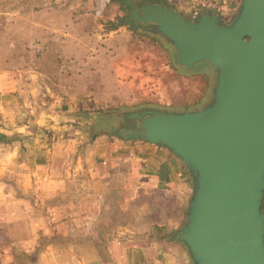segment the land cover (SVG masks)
I'll list each match as a JSON object with an SVG mask.
<instances>
[{"label": "rangeland", "instance_id": "1", "mask_svg": "<svg viewBox=\"0 0 264 264\" xmlns=\"http://www.w3.org/2000/svg\"><path fill=\"white\" fill-rule=\"evenodd\" d=\"M42 1L0 0V79L6 70L15 73V83L0 91V134L6 137L0 139V264H138V259H89L96 251L108 255L107 247L91 245L118 234L107 231L109 219L114 224L132 217L113 206L100 214L104 230L92 233L96 217L77 215L76 186L69 184L62 199L60 191L46 190L38 167L51 157L49 149L75 160L100 137L122 139L100 131L121 127L126 112L202 107L212 98L216 72L205 65L183 67L163 35L127 25L126 8L115 0H84L91 4L77 39L70 35L65 45L46 53L20 41L12 55L13 12L27 17L33 11L27 4ZM33 21L44 22L41 14ZM34 30L39 36L48 33L43 27ZM55 67L65 70L55 72ZM59 197L68 213L60 211ZM168 213L164 207L161 214Z\"/></svg>", "mask_w": 264, "mask_h": 264}, {"label": "water", "instance_id": "2", "mask_svg": "<svg viewBox=\"0 0 264 264\" xmlns=\"http://www.w3.org/2000/svg\"><path fill=\"white\" fill-rule=\"evenodd\" d=\"M115 1L127 25L160 33L180 64H207L216 79L200 108L126 112L100 133L162 145L189 169L193 195L174 237L195 264H264V0H242L229 23L163 0Z\"/></svg>", "mask_w": 264, "mask_h": 264}, {"label": "crops", "instance_id": "3", "mask_svg": "<svg viewBox=\"0 0 264 264\" xmlns=\"http://www.w3.org/2000/svg\"><path fill=\"white\" fill-rule=\"evenodd\" d=\"M163 1L187 16L197 12L218 13L227 23L236 17L242 3V0ZM90 4L84 0H43L37 4H27L28 8L33 7L27 17L14 15L16 13L13 12L12 30L15 33L12 36L11 54H18L20 41L27 42L28 49L38 47L46 53L49 49L60 48L62 42L65 45L70 35L77 39L78 33L84 31V11ZM40 14L43 24L33 21ZM37 26L43 27L47 35L35 34L33 31ZM73 31L74 35L71 34ZM42 40L46 41L37 42ZM53 41L58 43L51 44ZM53 69L55 72L65 70L64 67ZM13 71L6 70V74L1 75L0 91L9 88L11 82L15 83ZM9 76L13 81L9 80ZM109 117L99 116L97 121L99 123ZM103 138L89 145L85 157L82 155L75 160L68 159L69 154L64 152L52 154L49 149L51 157L38 167L43 169V175L38 178L43 179L42 183L50 193L60 191L64 199L68 185L76 186L77 201L81 205L75 206L79 209L77 215L79 213L83 217L92 213L96 217L92 233L104 230L99 226L100 217L103 216L100 214L102 211L109 213L113 206L132 217L131 220H120L114 224L106 219L107 231L118 234L112 239V235L99 237L97 234L99 242L91 246L107 247L108 255L100 256V252L96 251L89 259H138V264H195L185 243L174 237V233L186 223L193 195V178L189 169L162 145L140 139L109 142ZM154 195L159 204L153 202ZM59 200L60 211L63 208L66 210L67 205L63 206L60 197ZM164 207L169 211L166 216L161 214ZM66 211L68 213L69 210Z\"/></svg>", "mask_w": 264, "mask_h": 264}, {"label": "flooded vegetation", "instance_id": "4", "mask_svg": "<svg viewBox=\"0 0 264 264\" xmlns=\"http://www.w3.org/2000/svg\"><path fill=\"white\" fill-rule=\"evenodd\" d=\"M136 4H138V1L139 0H133ZM126 11H127V16H128V9L126 8ZM182 65V64H181ZM183 67H187L186 65H182ZM189 68V67H188ZM121 123H123V122H121Z\"/></svg>", "mask_w": 264, "mask_h": 264}, {"label": "trees", "instance_id": "5", "mask_svg": "<svg viewBox=\"0 0 264 264\" xmlns=\"http://www.w3.org/2000/svg\"><path fill=\"white\" fill-rule=\"evenodd\" d=\"M205 66L209 67L207 64H205ZM209 68H211V67H209ZM211 69H213V68H211ZM3 138H6L5 135L0 134V139H3Z\"/></svg>", "mask_w": 264, "mask_h": 264}]
</instances>
